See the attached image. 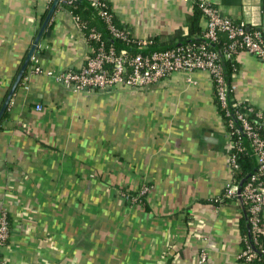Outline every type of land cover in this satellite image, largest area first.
Returning <instances> with one entry per match:
<instances>
[{
	"label": "crops",
	"instance_id": "obj_1",
	"mask_svg": "<svg viewBox=\"0 0 264 264\" xmlns=\"http://www.w3.org/2000/svg\"><path fill=\"white\" fill-rule=\"evenodd\" d=\"M106 1L134 39L163 49L190 39L193 5L184 0ZM202 1L264 38V0ZM62 2L0 0V215L9 222L1 258L251 264L238 258L244 205L222 197L232 150L209 76L173 73L136 91L88 93L34 74L30 57L59 75L79 70L89 53ZM233 62L231 100L260 113L264 127V64L245 52ZM143 187L142 204L124 201L122 190ZM260 231L264 241V210Z\"/></svg>",
	"mask_w": 264,
	"mask_h": 264
},
{
	"label": "built area",
	"instance_id": "obj_2",
	"mask_svg": "<svg viewBox=\"0 0 264 264\" xmlns=\"http://www.w3.org/2000/svg\"><path fill=\"white\" fill-rule=\"evenodd\" d=\"M62 1L68 5L73 3V0ZM85 1L92 6L95 14L102 21L111 40H120L124 46L119 49H115L113 45L106 46L100 41L98 33L92 30L88 33L86 41L92 40L98 42V45L91 49L88 45L91 54L88 53L84 65L79 70L70 69L59 75H53L52 72H44L36 65L35 58L30 57L35 64L33 73L53 76L66 88L88 93L111 91L116 88L136 91L155 85L173 73L207 74L211 79L215 98L223 110L221 118L232 150L228 163L230 181L224 186L222 197L228 200H239L244 205L250 233V241L246 243L238 258L248 263L259 260L255 246L258 242L257 237L264 210V141L257 136L254 126L259 125L258 121L262 116L244 103L232 102L231 93L236 90V87L226 82L220 59L233 62L238 52H245L264 64V38L261 33L246 30L244 24L220 17L214 8L202 0H196V2L184 0L192 5L197 4L205 20V28L200 36L202 41L158 49L153 39L130 40L126 31L117 29L110 13L105 10L106 5L103 0ZM74 20L79 27L78 18L74 16ZM220 35L225 36L227 43L222 51L217 52L209 47L218 41ZM187 82L191 83V80L187 78ZM36 109L40 110V107ZM254 117L257 122L253 120ZM241 137L247 140V147L243 144ZM246 151L254 159L255 170L239 182L235 180L236 174L240 171L236 157L238 153ZM146 190L147 188L143 187L139 194L143 195ZM8 234V218L5 213H2L0 215V264H6L1 258V248L5 245ZM204 261L205 254L202 253L199 256V263Z\"/></svg>",
	"mask_w": 264,
	"mask_h": 264
},
{
	"label": "trees",
	"instance_id": "obj_3",
	"mask_svg": "<svg viewBox=\"0 0 264 264\" xmlns=\"http://www.w3.org/2000/svg\"><path fill=\"white\" fill-rule=\"evenodd\" d=\"M103 2L105 3V10L110 13L111 17H112V21L114 26L125 32L124 29H122L121 27L116 26L113 15L110 11V7L107 3L106 0H103ZM196 2V0H195ZM61 6L64 8H67L68 10H70V13L78 18V24L79 27L81 29V31H83L85 34V37H87L88 33H90V31H95L96 33H98L99 37H100V41L104 42V44L106 46H110L113 45V47L115 49H119L122 46H124V43L122 41H112L111 40V36L110 34L105 31L104 29V24L102 23V21L98 18V16L95 14L94 9L92 8V6H90L85 0H73V3L71 5H68L65 2L61 3ZM202 14L199 10V8L197 7V4L193 5V13H192V18L190 21V39L188 41L182 42L180 44H184V43H189V42H195V43H200L202 40L200 39L201 36V28L198 27L201 19H202ZM204 19V18H203ZM128 38L131 40L133 39L129 34H128ZM156 43V48L158 49H163L160 44H157V40L153 39ZM88 45L91 48H94L98 45V42L92 41V40H88ZM226 38L224 35H220L218 41L211 47L214 50H216L217 52H220L223 50V48H225L226 46ZM180 44H175L167 48H172L175 47L177 45ZM91 54V51L89 52V55ZM220 62L224 68V72H225V79L226 82L228 84H230V78L231 75L234 71V62H230V61H225L223 59H220ZM115 90V89H112ZM111 90V91H112ZM216 99V98H215ZM215 104H216V108H217V112L220 115V117H223V110L219 107V104L217 102V100H215ZM222 119V118H221ZM224 124V123H223ZM255 128V133L257 134V136L259 138H261L264 141V127L260 126L258 124H255L254 126ZM241 140L243 142V144L246 146L248 144L247 140L244 137H241ZM247 147V146H246ZM236 162L239 165V173L236 174L235 176V180L242 182L246 176H248L251 172H253L255 170V164H254V159L253 157L249 154V152H245V153H238L237 157H236ZM122 197L124 199L125 202H127L128 204H142V197L143 195L139 194V192H135V193H131V191L129 190H122ZM134 200V201H133ZM133 201V202H132ZM242 240L241 243L243 244V248L245 247L246 243L249 242V237H250V233L248 231V227H245L244 229H242ZM257 245L255 246L257 252H258V258L259 260L250 262L251 264L253 263H264V241L262 240V236H261V231L258 234L257 237ZM7 242V241H6Z\"/></svg>",
	"mask_w": 264,
	"mask_h": 264
},
{
	"label": "water",
	"instance_id": "obj_4",
	"mask_svg": "<svg viewBox=\"0 0 264 264\" xmlns=\"http://www.w3.org/2000/svg\"><path fill=\"white\" fill-rule=\"evenodd\" d=\"M58 2V0H54V3H53V5H55L56 3ZM54 8V7H53ZM53 10V9H52ZM51 10V11H52ZM31 56V54H29V57ZM23 69H24V67L21 69V71H20V73H19V75H18V77H17V79H16V82L14 83V87L16 86V84H17V82H18V80L20 79V77H21V75H22V73H23ZM14 87H13V89H14ZM99 92H109V90H106V91H99ZM6 105H7V102H5V104L3 105V108H5L6 107ZM242 184V183H241ZM241 184H240V186H239V188L241 187Z\"/></svg>",
	"mask_w": 264,
	"mask_h": 264
}]
</instances>
